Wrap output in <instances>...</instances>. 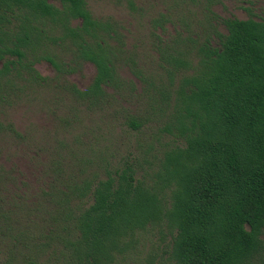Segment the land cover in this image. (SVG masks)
I'll use <instances>...</instances> for the list:
<instances>
[{
  "label": "trees",
  "instance_id": "1",
  "mask_svg": "<svg viewBox=\"0 0 264 264\" xmlns=\"http://www.w3.org/2000/svg\"><path fill=\"white\" fill-rule=\"evenodd\" d=\"M204 18L207 28L174 34L166 14L153 18L158 68L149 72L118 22L94 17L85 0H0V114L25 84L49 79L40 61L57 79L94 64L85 88L64 86L88 108L132 91L119 73L128 66L146 100L124 125L140 130L155 114L175 140L115 163L58 141L30 201L3 195L10 179L0 167L3 264H264V9L241 19L207 7Z\"/></svg>",
  "mask_w": 264,
  "mask_h": 264
},
{
  "label": "rangeland",
  "instance_id": "2",
  "mask_svg": "<svg viewBox=\"0 0 264 264\" xmlns=\"http://www.w3.org/2000/svg\"><path fill=\"white\" fill-rule=\"evenodd\" d=\"M91 14L96 18H107L118 22L126 47L136 54L137 66L149 72L157 70V57L152 48L150 30L153 18L166 14L169 21L166 30L184 33L207 28L204 13L207 7L220 18H247L249 12L259 14L264 9V0H87ZM221 30L223 27L218 26ZM160 32V29H156ZM58 56L66 58V52ZM35 68L49 79L40 84H25L18 96H11L9 104L3 106L0 122L5 128L0 132V167L9 175L10 182L1 191L8 195L22 196L31 200L45 178L42 166L58 141L83 149L84 155L95 150L106 151L112 163L125 155L137 152V147L146 148L152 142L156 148L174 143L172 135L160 133L158 118L150 114L148 122L140 130H131L124 125L127 110L144 112L141 82L128 66L120 67L119 73L134 83L132 91L104 104L101 108H88L85 102H76L65 90L68 83L85 88L95 74V66L85 62L77 71L56 78L55 69L46 61L35 64ZM130 89L129 87L126 88ZM110 92L111 89H108ZM126 108V109H124ZM8 123L20 133L9 130ZM139 143V145H138ZM76 144V145H75ZM264 238V233L262 235ZM158 241V234H147L140 248L144 256L150 243ZM6 256L0 252V264ZM141 260V259H139ZM138 259L129 260L136 263Z\"/></svg>",
  "mask_w": 264,
  "mask_h": 264
},
{
  "label": "flooded vegetation",
  "instance_id": "3",
  "mask_svg": "<svg viewBox=\"0 0 264 264\" xmlns=\"http://www.w3.org/2000/svg\"><path fill=\"white\" fill-rule=\"evenodd\" d=\"M85 2H86V6H87V8L89 9V7H88V1L87 0H85ZM91 12V11H90ZM76 20H73V22H75Z\"/></svg>",
  "mask_w": 264,
  "mask_h": 264
}]
</instances>
